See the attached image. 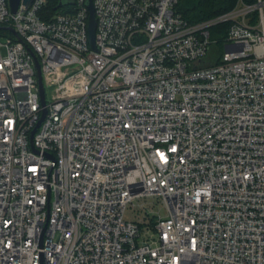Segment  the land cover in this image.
Masks as SVG:
<instances>
[{
	"label": "built area",
	"instance_id": "built-area-1",
	"mask_svg": "<svg viewBox=\"0 0 264 264\" xmlns=\"http://www.w3.org/2000/svg\"><path fill=\"white\" fill-rule=\"evenodd\" d=\"M60 2L0 0V264H264V0Z\"/></svg>",
	"mask_w": 264,
	"mask_h": 264
},
{
	"label": "trees",
	"instance_id": "trees-1",
	"mask_svg": "<svg viewBox=\"0 0 264 264\" xmlns=\"http://www.w3.org/2000/svg\"><path fill=\"white\" fill-rule=\"evenodd\" d=\"M240 0H180L179 11L190 23H199L211 20L222 14L232 11ZM246 4H254L257 0H243ZM55 7L53 8V10ZM228 25L223 24L212 29V36L217 43L212 47L204 67L214 66L222 54L224 38Z\"/></svg>",
	"mask_w": 264,
	"mask_h": 264
},
{
	"label": "water",
	"instance_id": "water-1",
	"mask_svg": "<svg viewBox=\"0 0 264 264\" xmlns=\"http://www.w3.org/2000/svg\"><path fill=\"white\" fill-rule=\"evenodd\" d=\"M21 0H10V6L12 9L13 13H16L19 5H20ZM32 2V0H24L25 4L30 5ZM68 3V0H61L59 7H62L64 5H66ZM88 8L90 10V23H89V35H90V42H91V46L93 49H96V45H95V36H96V28H97V22H96V18H95V13H94V7L92 4V0H88ZM37 64V70H38V78H39V85H40V94H41V99H42V103L43 105H45V90H44V84H43V80H42V74H41V69L38 63ZM47 111L44 110L43 112V116L41 121L39 122V124L37 125L36 130L33 132L32 137L34 136V134L36 133L37 129L40 127L42 121L44 120L45 116H46Z\"/></svg>",
	"mask_w": 264,
	"mask_h": 264
},
{
	"label": "rangeland",
	"instance_id": "rangeland-1",
	"mask_svg": "<svg viewBox=\"0 0 264 264\" xmlns=\"http://www.w3.org/2000/svg\"><path fill=\"white\" fill-rule=\"evenodd\" d=\"M223 51H224V46H223L222 52ZM47 94H48L47 95L48 96V100H50L49 89H47ZM148 201L149 202H147V206H148L147 207L148 208L147 211H149V210L151 211L152 209H154L155 212H157V211L160 210V208H161V204H160L161 201L160 200L151 198ZM150 203H152V204L153 203L159 204V206H156V208H154V207L150 206L151 205ZM131 213H132L131 210H129L128 215L130 216ZM163 213L165 214V210H163ZM137 217L142 222V227H144V228H148V227L153 228L155 226V223H156L157 219H158V214L155 215V214L151 213L149 215L148 214L146 215V213H144L143 210H141V209L138 208V215H137Z\"/></svg>",
	"mask_w": 264,
	"mask_h": 264
}]
</instances>
